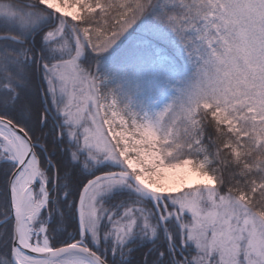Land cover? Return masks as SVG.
<instances>
[{
    "label": "snow or ice",
    "instance_id": "obj_1",
    "mask_svg": "<svg viewBox=\"0 0 264 264\" xmlns=\"http://www.w3.org/2000/svg\"><path fill=\"white\" fill-rule=\"evenodd\" d=\"M0 264H264V0H0Z\"/></svg>",
    "mask_w": 264,
    "mask_h": 264
}]
</instances>
